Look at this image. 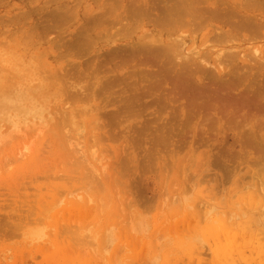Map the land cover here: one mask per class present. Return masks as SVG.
<instances>
[{
  "label": "rangeland",
  "instance_id": "1",
  "mask_svg": "<svg viewBox=\"0 0 264 264\" xmlns=\"http://www.w3.org/2000/svg\"><path fill=\"white\" fill-rule=\"evenodd\" d=\"M157 1L0 0V77L55 91L42 115L0 119V264H264V0H186L198 45L211 25L259 27L237 30L221 73L150 44L175 30ZM222 85L252 100L254 130L215 115Z\"/></svg>",
  "mask_w": 264,
  "mask_h": 264
},
{
  "label": "bare ground",
  "instance_id": "2",
  "mask_svg": "<svg viewBox=\"0 0 264 264\" xmlns=\"http://www.w3.org/2000/svg\"><path fill=\"white\" fill-rule=\"evenodd\" d=\"M157 1V0H156ZM158 1H160L159 2V4H161L162 3V0H158ZM158 1H157V3H158ZM190 2H191V0H189ZM196 1V0H195ZM206 1V0H205ZM257 1V0H256ZM149 2H150V0H149ZM153 2H154V0H153ZM165 2V3H164ZM193 2V1H192ZM198 2H201V0H197V3ZM204 2V1H203ZM223 2V1H222ZM228 2H229V0H228ZM263 2V1H262ZM152 2H150V4H151ZM152 4V5H154L155 7L154 8H156V9H154L153 8V6L152 7H150V8H153L152 10H155V11H157L158 13H160V18H162V22L160 21V19H159V21H158V18L156 19V21H158L157 22V25H158V23L159 24H161V25H163L165 22L166 23H168V25H170V26H174V28H175V30H169V28H168V32L169 33H171L172 34V36H167L166 34H161L160 32H156V33H154V35L153 36H156V37H154L152 40H151V43L150 44H154V46L156 45V44H161V46H164V44H166V43H169L168 45H165L164 46V48H165V50H163L162 49V47H157V45H156V47H157V49L158 48H161L162 50H163V52L165 53V54H172L173 56L174 55H176V53L177 54H179V56H181V58H182V60L184 61V60H188V62H187V64L188 63H190V57H192L193 59H191V62L192 61H194V62H198L199 64H208V60L209 59H214L215 60V62L217 61L218 63L217 64H215V68H216V70H218L220 73H221V69H219V67H220V65L222 66V64H224L223 62V60L225 59H231L232 60V56H235V58H236V55L234 54H229L230 52H233V51H235V50H239V49H237V47H233V46H230L229 44H227V43H229V42H231L232 41V39H234V38H238V36H239V34H238V31L237 30H247V31H250L251 33H253L255 36L258 34V29H259V27L258 26H256L255 24H253V23H256V22H253V23H251L250 22V20L249 19H242L241 21L242 22H240V23H238V24H236L235 23V27L234 28H232V30L230 31H226V30H224V28H220V26L219 27H215V28H213L212 29V25L211 26H209L208 27V29H207V32H206V35H205V37H204V39L203 40H201V44L200 45H198V43L199 42H197V38H193V41H191V39H192V37L190 38V35H195V34H197L198 32L200 33V31H201V29L203 28L204 29V27L205 26H203L205 23L204 22H202L201 24H199V23H197L198 22V19H199V16H198V19L196 18L197 16L196 15H194L193 17L194 18H196V20L193 18V17H188V15H189V13H191V5L189 6V5H187V6H189V8L187 7L186 8V3H187V1L186 0H164L163 1V3H164V7L163 6H159V4ZM197 3H195V4H197ZM219 3V2H218ZM254 3V2H253ZM217 4V3H216ZM230 4V3H229ZM255 4V3H254ZM194 5V4H193ZM256 5H258V4H256ZM111 6H113L112 4H111ZM197 6V5H196ZM216 6V5H215ZM214 6V7H215ZM232 6V5H231ZM149 7V6H148ZM161 7H163V9L161 8ZM229 7V6H228ZM239 7H240V5H239ZM146 8V7H145ZM236 8H237V6H236ZM241 8V7H240ZM242 8H243V6H242ZM241 8V9H242ZM245 8V7H244ZM243 8V10H245L246 8H248V7H246L245 9ZM253 8H255V7H253ZM70 9V8H69ZM228 9V8H227ZM241 9H239V10H241ZM201 11H202V9H200ZM205 10V9H204ZM223 10V9H222ZM221 10V11H222ZM232 10H233V8H232ZM236 10H238V9H236ZM249 10V9H248ZM251 10V9H250ZM249 10V11H250ZM57 11H58V9H57ZM70 11V10H69ZM136 11V10H135ZM144 11V10H143ZM149 9L147 10V13H146V15H148V16H150V15H152V14H150L149 12ZM206 11H207V9H206ZM211 11H213V10H211ZM224 11H226V10H224ZM140 12H141V10H140ZM238 12V11H237ZM243 12V11H242ZM252 12V11H251ZM202 13V12H201ZM204 13H206L207 14V12H204ZM212 14L210 15V12H209V16L210 17H208L209 18V20L210 21H214V20H218V21H221L222 22V20H224V22L225 23H227L229 20H227V19H229V14H228V16L226 15V13L224 14V15H226L224 18H223V15L222 16H220V14H217V13H213V12H211ZM228 13H230V11L228 12ZM233 13V12H232ZM232 13H230V14H232ZM137 14V13H136ZM135 14V15H136ZM192 14V13H191ZM190 14V15H191ZM241 14V13H240ZM60 15V14H59ZM63 15V14H62ZM138 15V14H137ZM156 15H157V13H156ZM155 15V16H156ZM189 15V16H190ZM238 15V14H237ZM244 15V14H243ZM56 16V15H55ZM133 16H134V14H133ZM158 16V15H157ZM196 16V17H195ZM234 16V15H233ZM247 16V15H246ZM255 16V15H254ZM57 17H59V16H57ZM142 17V16H141ZM141 17H139V18H141ZM146 17V16H145ZM144 16H143V18H145ZM186 17H187V22L184 24V22L186 21L185 19H186ZM203 17V16H202ZM228 17V18H227ZM239 17V16H238ZM249 17V16H248ZM60 18V17H59ZM61 18H64V17H61ZM201 18V17H200ZM205 18V17H204ZM207 18V19H208ZM225 18H227V19H225ZM231 18H233L232 16H231ZM230 18V19H231ZM247 18V17H246ZM57 19L58 18H56L55 20L57 21ZM146 19H149V18H147L146 17ZM203 19V18H202ZM201 19V20H202ZM206 19V18H205ZM259 19V18H258ZM258 19L256 20L257 22H258ZM150 20V19H149ZM148 20V22H150ZM185 20V21H184ZM226 20V21H225ZM244 20V21H243ZM261 21H263L262 19H260ZM259 20V21H260ZM55 21V22H56ZM59 21V20H58ZM62 21V20H61ZM60 21V22H61ZM64 21V20H63ZM141 21H142V19H141ZM153 21H155V20H153ZM208 21V20H207ZM254 21V20H253ZM164 22V23H163ZM204 23V24H203ZM224 23V24H225ZM229 23V22H228ZM231 23V22H230ZM264 23V22H263ZM253 26H252V25ZM156 25V24H155ZM161 25H159L160 27H162ZM227 25V24H226ZM258 25V24H257ZM163 26H165V24L163 25ZM167 26V25H166ZM165 26V27H166ZM170 26H168V27H170ZM164 27V29H166ZM186 28V27H190V28H192V29H190L189 31V34H187L186 33V35L183 33V34H181L180 33V29L181 28ZM171 28V27H170ZM260 29H263V28H260ZM91 30V29H90ZM167 32V31H166ZM184 32V31H183ZM195 32V33H194ZM260 32V31H259ZM194 33V34H193ZM170 34V35H171ZM260 34V33H259ZM181 35H184V36H181ZM30 36V35H29ZM46 36V35H45ZM197 36V35H196ZM89 37V36H88ZM47 42V41H46ZM143 43V42H142ZM141 43V44H142ZM146 44H148V43H146ZM222 45H226L225 47H222ZM144 46V45H143ZM142 46V47H143ZM150 46V45H149ZM196 47V48H195ZM145 48H149L148 46H145ZM152 48V47H151ZM139 50V49H138ZM137 51V50H136ZM160 51V50H159ZM162 51L160 52V54L162 53V54H164ZM45 54V53H44ZM43 54V55H44ZM161 54V55H162ZM164 54V55H165ZM21 55H23V54H21ZM228 55H229V57H228ZM172 56V57H173ZM178 56V55H177ZM176 56V57H177ZM179 56L177 57V58H179ZM167 58V57H166ZM168 58H169V56H168ZM181 58H180V60H181ZM171 59V58H170ZM175 59V58H174ZM210 61V60H209ZM229 62H231L230 60H228ZM173 62V61H172ZM183 63H185V62H183ZM226 63H228V62H226ZM182 64V63H181ZM196 64V63H195ZM173 65H174V63H173ZM185 65V64H184ZM197 65V64H196ZM200 65V66H201ZM209 65H210V63H209ZM207 67H209L208 65H206ZM211 67H209V68H213L214 69V65H213V67H212V65H210ZM186 69V68H185ZM207 69V68H206ZM209 70V69H208ZM41 71V70H40ZM31 71H27V72H24V71H21V73H19L18 72V74H17V77H16V80L18 81V82H8V79L6 80V77H0V119L1 120H7V121H10L11 120V117L13 116V115H17V114H19V115H21L23 118H26V116H27V113H29V111H28V107H32V110H39L37 113H38V115L40 116V115H42V108H44V107H47V105H50V100H51V98H52V96L55 94L54 92L52 93V91H49L48 90V86L46 85L47 83H45V87H43V89H41V87L43 86V83L44 82H42V81H39V89H41L40 91H38L37 89H33L32 88V85H31V83L33 82V81H36V78H35V75H33L32 73H30ZM25 73V74H24ZM28 73V74H27ZM42 73V72H41ZM46 73H47V71H46ZM49 73V72H48ZM42 75V74H41ZM161 76V75H160ZM168 76V75H167ZM184 76V75H183ZM188 76H189V74H188ZM51 77V76H50ZM154 77H156L155 75H154ZM162 78H165L164 76L162 77ZM181 78H182V75H181ZM186 78V79H185ZM49 79V78H48ZM61 79V78H60ZM147 79V78H146ZM161 79V78H160ZM159 79V80H160ZM174 79V78H173ZM177 79V78H176ZM164 80V79H163ZM163 80H160V82L161 81H163ZM190 80V79H189ZM171 81V80H170ZM173 81V80H172ZM174 82V81H173ZM185 82H188V78L186 77V75H185V77H184V79H183V81L181 82L182 83V85H184L185 84ZM152 83H154V82H152ZM158 83V82H157ZM180 82H178V83H176V85H178ZM181 83L177 86V89H179L178 87L179 86H181ZM228 83V82H227ZM159 84V83H158ZM162 84V83H161ZM167 84V83H166ZM171 84V83H170ZM174 84V83H173ZM192 84V83H191ZM223 84V83H222ZM154 85H156V84H154ZM175 85V86H176ZM190 85V84H189ZM230 85H232V84H230ZM35 86V85H34ZM57 86V85H56ZM151 86V85H150ZM158 86V85H157ZM234 86H236V85H234ZM49 87H50V84H49ZM144 87V86H143ZM185 88L184 89H187V86H184ZM222 88L224 87L223 85L221 86ZM227 87H229L230 88V86H225V89L223 88H221V93H216L217 95H219V97L218 98H215V99H217L218 101H217V104L219 105V103L221 102V104H223L224 103V105L222 106H218V105H216L215 107H214V109H215V115H217V116H219L220 118H222L221 116H223L224 114L225 115H227L228 117H235V118H239V120H241L242 119V117L244 116V118H246L245 120H247L249 117H251V119H252V121L250 122V123H252V127H251V130H254L255 129V127H254V125H256V121H255V119L258 117V120H260L259 118H261L262 119V121L264 122V106H262L261 108H263L262 110H261V112L259 113L260 115H257L258 113H257V111H256V113H254V109H255V107H254V105H253V103H248V101L250 100H247V98L245 97L244 99H246V100H243L241 103H239V101L237 102V99L235 100L237 103H235L234 102V104L233 105H231L230 103H229V101L231 102V103H233V99L234 98H232V99H230V96H228V90H227ZM232 87V86H231ZM150 88V87H149ZM189 88H191V87H189ZM193 88V87H192ZM228 88V89H229ZM174 89V88H173ZM183 89V92H186L185 90ZM194 89V88H193ZM193 89H191V91L193 90ZM220 89V88H219ZM232 88H230V90H231ZM198 90V89H197ZM200 90V89H199ZM149 91V90H148ZM154 91V90H153ZM180 91H181V89H180ZM218 91V92H219ZM232 91V90H231ZM182 92V91H181ZM177 93V92H175L174 93V97L176 98V100H177V98H179V99H181V98H185V96H186V98H187V95H185V93ZM195 92V91H194ZM192 94V93H191ZM202 94V93H201ZM200 94V95H201ZM254 94V93H253ZM185 95V96H184ZM206 95V94H205ZM244 95V94H243ZM243 95H242V98H243ZM209 96V99L211 100V98L212 97H214L213 95H212V97L210 98V94L208 95ZM239 96H241V95H239ZM245 96V95H244ZM192 97V100H193V98L195 97H193V96H191ZM191 97H188V98H191ZM197 97V96H196ZM256 99H258V98H260V97H264V94H263V96H258V94L256 95ZM141 98V97H140ZM204 98H206V97H204ZM203 98V99H204ZM194 99H196V98H194ZM208 99V98H207ZM230 99V100H229ZM241 99V98H240ZM260 99H264V98H260ZM173 100H174V98H173ZM188 100V102L190 101V99H187ZM212 100H214V98L212 99ZM229 100V101H228ZM259 100V99H258ZM185 101V100H184ZM199 100H197V102H198ZM201 101H202V99H201ZM224 101V102H223ZM250 101H252V100H250ZM259 101H261V100H259ZM191 102V101H190ZM194 102V101H193ZM212 102V101H211ZM214 102H215V100H214ZM187 103V102H186ZM205 103V102H204ZM231 105V107L229 108V104ZM194 104V103H193ZM196 104V103H195ZM198 104V103H197ZM212 104H214V103H212ZM227 104V106L226 107H228V108H224V106ZM187 105V104H186ZM261 105H262V103H261ZM204 106V105H203ZM192 107H193V105H192ZM209 107V106H208ZM254 107V108H253ZM211 108V107H210ZM213 108V107H212ZM211 108V109H212ZM236 108V111L234 110ZM201 109V108H200ZM206 109V108H205ZM203 110V107H202V109H201V112H204V111H202ZM213 110V109H212ZM27 112V113H26ZM253 112V113H252ZM191 113V112H190ZM250 113L252 114V116L250 115ZM36 114V113H35ZM207 114V113H206ZM203 115H205V114H203ZM208 115V114H207ZM243 115V116H242ZM256 115H257V117H256ZM210 117V116H209ZM241 118V119H240ZM232 119H234V118H232ZM231 119V120H232ZM237 119H234V121L236 122V120ZM250 119V120H251ZM212 120V119H211ZM210 119H209V122L211 121ZM244 119H242L241 121H243ZM244 120V121H245ZM241 121L239 122V124L241 123ZM255 121V122H254ZM206 122H208V121H206ZM246 122V121H245ZM244 122V123H245ZM260 122V121H259ZM253 123H255L254 125H253ZM246 124V123H245ZM258 125V124H257ZM260 125V124H259ZM251 126V125H250ZM257 127V126H256ZM244 128V127H243ZM245 128H246V126H245ZM259 128V127H258ZM235 129V128H234ZM260 129H262V127L260 128ZM39 131H41V130H39ZM260 131V130H259ZM252 132V131H251ZM253 133V132H252ZM260 134H258V135H264V128H263V130H261V132H259ZM245 134V133H244ZM249 134H245V137H247L246 138V141H249L250 140V142H249V145H246V147L247 148H252V149H254L256 146H258V144H260V143H258V141H257V139H255V137H253V135L252 136H249ZM255 136V135H254ZM257 136V135H256ZM258 137V136H257ZM244 139V138H243ZM258 140H260V139H258ZM260 147H262L263 148V146H261L260 145ZM258 149V148H257ZM256 152H258L257 150H256ZM256 152H255V154H256ZM261 152V153H260ZM260 152H259V154H262V153H264V150L262 149H260ZM251 154V153H250ZM257 155V154H256ZM259 159V158H258ZM264 160V159H263ZM257 165V164H256ZM259 166H261L260 165V163L258 164ZM258 166V167H259ZM258 167L256 168V169H258ZM262 167V166H261ZM260 168V167H259ZM260 170V169H259ZM258 170V171H259Z\"/></svg>",
  "mask_w": 264,
  "mask_h": 264
}]
</instances>
